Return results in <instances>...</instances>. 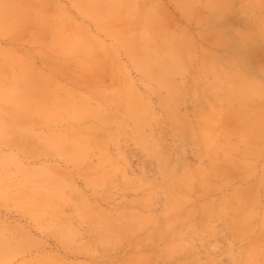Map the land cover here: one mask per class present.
I'll list each match as a JSON object with an SVG mask.
<instances>
[{
    "label": "rangeland",
    "instance_id": "rangeland-1",
    "mask_svg": "<svg viewBox=\"0 0 264 264\" xmlns=\"http://www.w3.org/2000/svg\"><path fill=\"white\" fill-rule=\"evenodd\" d=\"M207 1L0 0V264H264V95L203 66L264 86V0ZM184 40L175 102L131 52Z\"/></svg>",
    "mask_w": 264,
    "mask_h": 264
},
{
    "label": "bare ground",
    "instance_id": "bare-ground-1",
    "mask_svg": "<svg viewBox=\"0 0 264 264\" xmlns=\"http://www.w3.org/2000/svg\"><path fill=\"white\" fill-rule=\"evenodd\" d=\"M111 1L114 3V6L117 7V5L120 4L123 0H111ZM230 3L231 0H208L207 1L208 13L210 11L211 17H214V15L217 14H222L228 9ZM182 5L184 6L183 3ZM183 12L185 14H189L190 10H184ZM242 37H244V35ZM187 42L188 40L183 41L184 47L188 46ZM149 51H151L150 46H145L142 51L143 55L141 57L137 56L136 52H131V55L132 57L136 58V64L142 70L144 76L148 79L150 78L155 79L161 87H164L170 90V92L175 93L177 97L174 100L175 102H177L182 97L181 94H179L174 90L175 84L172 82V79L175 73L177 72L186 73L189 70L190 68L189 60L191 59L190 49L186 47L184 52L182 53L180 48L176 49L175 46L166 47L165 50H163L164 54L166 55L163 60H155L154 57L152 56L154 52H149ZM205 55L208 56L206 60L203 62V66L205 67L207 72H209V69L216 72L218 71L219 66H225L222 67V71H223V75L230 83L227 85V90L229 91L228 96L237 99L238 102L244 105L247 102H250L253 96L260 98V96L264 95V86L259 85L256 82L249 79L247 75L248 74L247 72L249 71L248 63L244 60V56L236 54L235 56H232L227 63H225L222 62L223 57L221 55H217L214 58V60H212V54H205ZM217 75L218 74H215L214 77H217ZM196 77L199 78V76ZM232 80H234L233 82H235L233 85H232L233 82L231 83ZM219 86H220L219 82L216 80L213 87H219ZM206 94H209V86L206 87ZM206 94H204V96L202 97L205 99V101H207ZM166 100L167 99L163 97V103L167 105ZM236 116L239 121H242V123L244 122L243 124L247 123L248 120L245 119L244 113L239 109L237 110ZM187 184H189V182ZM205 207L207 213L203 215V219H202L203 224L206 223L207 220H209V204H207ZM132 221H135V218L134 220H131V222ZM169 225L170 223L168 224V226Z\"/></svg>",
    "mask_w": 264,
    "mask_h": 264
}]
</instances>
